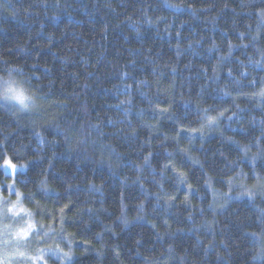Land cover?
Masks as SVG:
<instances>
[{
  "label": "clouds",
  "instance_id": "obj_1",
  "mask_svg": "<svg viewBox=\"0 0 264 264\" xmlns=\"http://www.w3.org/2000/svg\"><path fill=\"white\" fill-rule=\"evenodd\" d=\"M0 264H264V0H0Z\"/></svg>",
  "mask_w": 264,
  "mask_h": 264
}]
</instances>
